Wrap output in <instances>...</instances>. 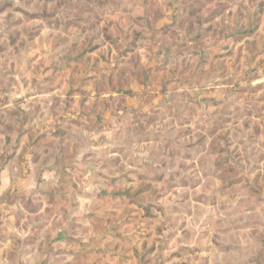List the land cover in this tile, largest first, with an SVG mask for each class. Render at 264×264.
<instances>
[{
    "label": "rangeland",
    "instance_id": "374dc122",
    "mask_svg": "<svg viewBox=\"0 0 264 264\" xmlns=\"http://www.w3.org/2000/svg\"><path fill=\"white\" fill-rule=\"evenodd\" d=\"M63 141L75 263L264 264V0H0V174Z\"/></svg>",
    "mask_w": 264,
    "mask_h": 264
},
{
    "label": "crops",
    "instance_id": "0c3cea01",
    "mask_svg": "<svg viewBox=\"0 0 264 264\" xmlns=\"http://www.w3.org/2000/svg\"><path fill=\"white\" fill-rule=\"evenodd\" d=\"M111 125L108 127L116 131L117 124ZM82 132H87V137L93 141L95 135L90 136L92 132ZM71 136L77 140L75 134ZM86 147L90 149L86 153L102 149L93 142ZM86 147L64 141L56 143L52 152L46 154L51 168L29 176L30 179L10 171L0 174V264H81L75 263L76 258L88 255L90 230L86 228L87 224L81 225L79 213L69 212L70 216L63 208H57V204L63 207V190L55 188L57 185L50 186L60 179L56 177L58 170H69L67 166L83 161L76 150ZM52 153L54 156H50ZM30 180L35 181V185L42 180L47 187L33 188ZM29 206H34L36 211H30ZM53 206L54 212L50 208Z\"/></svg>",
    "mask_w": 264,
    "mask_h": 264
},
{
    "label": "built area",
    "instance_id": "2783aa9c",
    "mask_svg": "<svg viewBox=\"0 0 264 264\" xmlns=\"http://www.w3.org/2000/svg\"><path fill=\"white\" fill-rule=\"evenodd\" d=\"M49 264H55V263H49Z\"/></svg>",
    "mask_w": 264,
    "mask_h": 264
}]
</instances>
